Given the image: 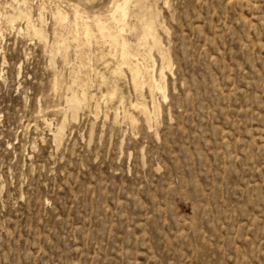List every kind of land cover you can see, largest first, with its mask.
Listing matches in <instances>:
<instances>
[{"label": "rangeland", "instance_id": "obj_1", "mask_svg": "<svg viewBox=\"0 0 264 264\" xmlns=\"http://www.w3.org/2000/svg\"><path fill=\"white\" fill-rule=\"evenodd\" d=\"M112 1L0 0V264H264V0H129L123 33ZM73 6L158 78L150 24L170 61L150 125L120 45L54 19Z\"/></svg>", "mask_w": 264, "mask_h": 264}, {"label": "bare ground", "instance_id": "obj_2", "mask_svg": "<svg viewBox=\"0 0 264 264\" xmlns=\"http://www.w3.org/2000/svg\"><path fill=\"white\" fill-rule=\"evenodd\" d=\"M64 1V0H63ZM71 2V1H70ZM128 2H129V0H123V3H121V4H119L117 1H112V3H111V5H110V20L117 26V28L119 29V33H123V31L124 30H126L125 29V27L126 26H128V25H126V23H125V18H126V16H127V14H128ZM23 3H24V1H23ZM71 4V3H70ZM71 6H72V4H71ZM70 9H71V7H70ZM72 9L74 10V12H73V19H69V17L70 16H68V13L67 12H69V11H66V12H63V11H60V10H57L54 14H53V17H54V19H56V21L58 20L59 21V23L60 22H69L70 21V23L72 24V26H73V28H74V33H72V39H74L75 40V42H77L76 44H80V45H87L88 46V44L90 43V40H92V39H94L95 40V42L96 43H98L97 45H99V43L100 42H102V44H105V43H103V42H108V43H110L111 45H120V48H121V56H122V60L124 61V63L127 65V69L129 70V73H130V76H131V79H132V84H133V86H134V89L135 90H141L142 88H143V85L147 82V85H148V89H149V93H150V97H151V100H152V107H151V110H149L148 108H147V106L146 105H144V104H142V103H139V102H135V103H133L131 106L134 108V109H139L141 112H142V116H144V118H145V120H146V123L148 124V125H150L151 123V120H153V117H155L156 116V114H157V112H158V109H159V106L158 105H156L155 103H154V101H153V97H154V92L155 91H158L161 95H162V97L165 99L166 98V88H165V84H164V82H165V75H164V71H165V69L166 68H168L169 66H170V61H169V59H167L166 57H165V54H164V50H163V48H162V46H161V43H160V40H159V38H157L156 37V35H155V33L153 32V31H151V26H150V24H143V26H142V35L139 37V43L138 44H141L142 45V43L143 44H145V43H147V41L148 40H150L151 39V41H152V48H156L157 49V51H158V53L160 54V58H161V68H160V70H159V77L158 78H156V77H154L153 75H151V76H149V77H147V73H148V70H147V66L146 67H144V66H142L141 65V63H139V61L137 60V58H135L136 56H137V54L135 53V48H134V50L132 49V52L130 53V45H129V43L127 42V40L124 38V37H121V40H119L118 39V37H117V35H115L113 32H112V30L114 29H111L110 27H109V25L107 26L106 24H104V22L101 20V17H98V16H96V17H98V18H96V19H94V21H93V24H91V21H89V20H86V19H83L82 17H81V11L80 10H77V9H79L77 6H73L72 7ZM21 11V10H20ZM19 11V12H20ZM80 11V12H79ZM109 11V10H108ZM23 12V11H22ZM28 13H30L29 11H27ZM26 12V13H27ZM80 13V14H79ZM19 16H24L25 18H26V23H27V25L31 28V30L33 31V34L35 35V36H37V37H41V38H43L44 37V33H43V30H42V28H38V26L36 27V26H34L33 25V23H31L32 22V20H31V18H30V16H29V14H22V13H20L19 15H16L15 16V13H14V17L12 16L11 18L9 17H6V19L8 18V20H10V22H14L15 20H16V18L17 17H19ZM41 16V15H40ZM39 16V17H40ZM71 16H72V13H71ZM84 16V15H83ZM89 17V16H88ZM87 17V18H88ZM94 17H95V15H94ZM86 18V17H85ZM42 18L40 17V20H41ZM90 19V18H89ZM38 20H39V18H38ZM43 21V20H42ZM140 21H141V19H140ZM27 25H26V27H27ZM66 25H68V23L66 24ZM70 25V24H69ZM62 26H64V24L62 25ZM111 26V25H110ZM41 27V26H40ZM113 27H115V26H113ZM64 28V27H63ZM66 28V27H65ZM70 28H71V26H70ZM69 28V29H70ZM27 29V28H26ZM71 30H72V28H71ZM31 31V32H32ZM69 31V30H68ZM66 33V32H65ZM68 33V32H67ZM66 33V34H67ZM65 34V35H66ZM118 34V33H117ZM80 35H82V37L80 38L79 36ZM64 36V35H63ZM69 35H67V37H68ZM60 37H61V34H60ZM59 37V38H60ZM67 37L65 38V39H67ZM71 37V36H70ZM57 38V37H56ZM62 38V37H61ZM69 38V37H68ZM63 39V38H62ZM57 41H58V39H56ZM59 41H61V40H59ZM92 42V41H91ZM54 43H56V42H54ZM58 44H60L59 42H57ZM74 43V42H73ZM57 45V44H56ZM55 44H54V46H56ZM90 45V44H89ZM75 46V45H74ZM103 46V45H102ZM146 46V45H145ZM58 47H59V45H58ZM80 47V46H79ZM86 47V46H85ZM91 47V46H90ZM107 47H109L108 45H107ZM113 47V46H112ZM147 47V46H146ZM55 49H56V47H55ZM79 49V48H78ZM76 50V49H75ZM110 50V49H109ZM59 51V50H58ZM88 51V50H87ZM78 52V58H79V62H80V65L83 67V66H86V56H85V54H84V52L80 49V51H77ZM109 53H110V51H109ZM89 54V53H88ZM98 55V54H97ZM100 55V54H99ZM120 55V54H119ZM147 55H148V53H147ZM142 56V55H141ZM150 56V55H149ZM87 57H88V55H87ZM97 57V56H96ZM147 57V56H146ZM99 58V57H98ZM102 58V57H101ZM132 59V61H129L128 59ZM88 59H90V56H89V58ZM143 59V61H144V58H142ZM141 59V60H142ZM90 61H91V59H90ZM154 62V61H153ZM91 63V62H90ZM144 63V62H143ZM123 64V63H122ZM147 64V63H146ZM78 65H79V63H78ZM78 65H77V67H78ZM79 65V66H80ZM81 66H80V68H81ZM153 66V65H152ZM76 67V66H75ZM155 67V66H154ZM79 68V67H78ZM80 68L78 69V70H80ZM87 68L89 69L90 67H88L87 66ZM77 69V68H76ZM83 69V68H82ZM149 69V68H148ZM154 69V68H153ZM152 69V70H153ZM151 70V69H150ZM76 71V70H75ZM90 71V70H89ZM89 71H88V73H89ZM117 71H121L120 69L119 70H117ZM117 71H115V72H117ZM78 71H76V73H77ZM91 72V71H90ZM75 73V72H74ZM77 75V74H76ZM74 77V76H73ZM75 77H77V76H75ZM79 78V77H78ZM75 80V79H74ZM79 80V79H78ZM85 81V80H84ZM75 82V81H74ZM81 83V82H80ZM86 83H88V82H86ZM106 84V83H105ZM83 84H81V86H82ZM86 85V84H85ZM80 86V85H79ZM84 86V85H83ZM88 86H89V84H88ZM87 86V87H88ZM91 86V85H90ZM81 88V87H80ZM84 88H86V86L84 87ZM82 90V89H81ZM113 90V89H112ZM112 90H109L110 92L112 91ZM88 91V90H87ZM108 91V92H109ZM109 92V93H110ZM72 93V92H71ZM95 93V92H94ZM102 93V92H101ZM76 94V93H75ZM103 94V93H102ZM74 95V94H73ZM92 95H93V93L89 96L88 95V93L86 92V90H82V97H83V99L84 98H86V97H92ZM115 95V91H113L112 93H111V98L113 97ZM119 95V94H118ZM96 96H98V95H96ZM102 96H104V98H105V95L103 94ZM109 96V97H110ZM120 96H121V94H120ZM123 96V95H122ZM80 97V96H79ZM81 97V98H82ZM94 97V96H93ZM99 97V96H98ZM81 98H78L76 95L75 96H73V97H71V99H70V97L68 98V100L70 99V104L69 105H71L70 107L71 108H73V109H79L80 107V104L82 105V99ZM114 98V97H113ZM66 99V98H65ZM93 99V98H92ZM91 99V100H92ZM116 99V98H115ZM119 97H118V101H119ZM122 99V98H121ZM121 99H120V102H122L121 101ZM87 100V99H86ZM89 100H90V98H89ZM100 100H101V98H100ZM99 100V101H100ZM105 100V99H104ZM103 100V101H104ZM110 100V99H109ZM113 100V99H112ZM82 102V103H81ZM86 102V101H85ZM84 102V103H85ZM130 102V101H129ZM128 102V103H129ZM69 103V102H68ZM83 103V104H84ZM92 103V102H91ZM96 103H97V101H96ZM113 103V102H112ZM94 104V103H93ZM93 104H91V105H93ZM99 104V103H98ZM111 104V103H110ZM90 105V104H89ZM97 105V104H96ZM121 105V104H120ZM129 105V104H128ZM68 106V105H67ZM98 106V105H97ZM115 106V105H114ZM122 106V105H121ZM70 107H68L69 109H70ZM85 108V107H84ZM116 108V107H115ZM129 108H131V107H129ZM81 109H83V106H82V108ZM120 109V108H119ZM118 109V110H119ZM72 110V109H71ZM85 110V109H84ZM72 111H74V110H72ZM115 111V110H114ZM117 111V110H116ZM124 111H126V110H124ZM140 112V113H141ZM73 113V112H72ZM72 113H71V115H72ZM75 113H78L77 111L75 112ZM96 113V112H95ZM118 113H119V111H118ZM123 113H125V112H123ZM74 115V114H73ZM116 115V114H115ZM128 115V114H127ZM116 116H118V115H116ZM130 116V115H129ZM75 117H76V115H75ZM132 117V116H131ZM127 118V117H126ZM129 118V117H128ZM134 120V119H133ZM62 122V121H61ZM60 122V123H61ZM134 122V121H133ZM43 123H45V122H43ZM48 124V123H47ZM64 124V123H63ZM62 124V125H63ZM147 125V126H148ZM64 126V125H63ZM149 127V126H148ZM58 128V127H57ZM150 128V127H149ZM59 129H61V127L59 128ZM56 133H54L53 134V136L55 135ZM61 135H62V133H61ZM56 136H58V132H57V134H56ZM53 138H55V137H53ZM57 138H59V137H57ZM61 139V138H60ZM54 140H56V138L54 139ZM62 140V139H61ZM57 143H58V141H56Z\"/></svg>", "mask_w": 264, "mask_h": 264}]
</instances>
